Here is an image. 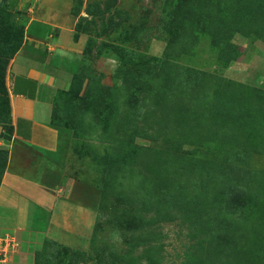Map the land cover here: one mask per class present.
Masks as SVG:
<instances>
[{"label":"rangeland","instance_id":"1","mask_svg":"<svg viewBox=\"0 0 264 264\" xmlns=\"http://www.w3.org/2000/svg\"><path fill=\"white\" fill-rule=\"evenodd\" d=\"M181 1L0 0V187L5 174L4 153L9 154L8 143L14 135L9 86L12 62L26 41L42 44V40L50 41L51 34H55L50 50L54 54L52 66L67 71L69 84L63 90L57 89L53 97L51 124L59 132L61 144L58 153L44 152L51 162L46 184L63 182L73 193L65 204V216L58 210H49L52 207L48 205L38 207L31 228L38 232L37 239L21 240L16 233L0 231V264H149L143 257L146 249L143 246L126 259L130 245L143 241L148 233L157 234L151 245L162 247L158 256L161 264H240L243 246L246 251L260 255V259L254 260L256 264H264V152L233 150L220 143L227 140L221 137L223 132L225 136L247 135L253 141L264 135V113L253 104L254 96L264 93V34H252L264 33V18L259 15L264 13V5L240 0L249 6L246 11L254 17L253 25L237 15L240 8L229 10L223 18L222 30H233L242 24L245 31H257L248 36L229 30L220 34L217 44L222 46L221 42H225L233 47L230 55L235 58L228 63L205 32V23L189 25L194 27L193 33L190 32L193 36L180 40L175 13ZM208 7L212 10L211 1ZM183 15L186 21L190 20L186 11ZM18 34L22 35L21 48L10 57V48ZM70 40L73 49L58 53L56 42L68 44ZM125 53L131 59L126 61V66L139 69L145 81L157 76L163 66L171 78L168 80L172 89L186 70L216 75L236 84L237 90L246 86L249 96L245 113L249 120L241 127V122L232 124L223 116L226 121L220 123L219 115L214 114L216 106L209 111L213 115H208V123L201 116L189 124L181 95L174 91L171 94L175 96L167 100L160 86L153 103L167 110L168 115L161 123L165 137L154 138L152 131L137 134L133 130L130 135L114 131L124 121L113 127V117L106 113L108 107L103 106L94 132L93 117L89 114L92 103L88 99L89 90L94 88L92 81L98 82L95 90L99 88L103 92L107 87L116 91L122 81L116 80L115 74ZM137 93L138 101L142 100L143 94ZM211 104L210 101L209 108ZM138 106L139 114H145L141 101ZM261 108L264 110V105ZM176 125L187 128L186 134L192 135L195 143H184L186 139L179 138ZM119 136L122 141L115 142ZM185 159L219 166L224 176L245 185L244 190L248 189L245 196L257 199L253 206L257 209L255 215L251 211V215L247 212L238 218L235 205L243 202L242 195L237 202L238 197L233 198L229 187L223 186L225 195L232 197L218 198L222 190L220 185L216 186L218 171L208 177L214 186L206 187L199 176L202 173L188 166V177L179 181L187 195L183 210H175L168 204L169 214L148 207L140 210L129 204L119 189L126 163H129L127 176L132 175L139 191H145L142 185L148 180L157 185L164 177L158 167L159 160H166L172 171L173 162L185 164ZM177 176L178 173L169 174V177ZM80 184L87 187L86 197L79 190ZM143 223L145 228L141 230Z\"/></svg>","mask_w":264,"mask_h":264},{"label":"trees","instance_id":"2","mask_svg":"<svg viewBox=\"0 0 264 264\" xmlns=\"http://www.w3.org/2000/svg\"><path fill=\"white\" fill-rule=\"evenodd\" d=\"M181 1V0H180ZM212 2V10L209 9V2ZM253 0H246V3L249 4ZM259 2L260 4L264 5V0H254ZM233 2V3H232ZM244 4L240 0H185V2L181 1L180 7L175 13V17L177 18L178 22L175 23L181 30L180 32V40L188 38L191 35V30L193 33V26L192 23H205V32L210 35L211 39L215 42V44L219 43L220 34H227L228 30L236 33L243 32L246 36L250 35L251 32L257 31H245L242 29V24L240 27L236 28H228L227 30L221 29V24L223 18H226L229 10H235L240 8V11H237V15L248 20L249 24H254V17L247 13V9L249 6ZM185 9V10H184ZM242 9V10H241ZM185 11L188 14V17H191L190 20L187 19L183 15ZM181 14L184 16L183 19L180 18ZM259 13H255L258 15ZM264 18V13L261 15ZM259 32V31H258ZM263 35L264 33H252ZM184 41V40H183ZM222 46L219 44L218 47L224 53L225 59L227 62L230 63L234 60V56H231L230 51H233V47L231 45L226 44L225 42H221ZM22 45V35L18 34L13 41V45L10 48V57L14 56L21 48ZM235 52V51H234ZM236 53V52H235ZM131 60L129 55L125 53L124 59L121 62L116 74L115 79L122 81V85L115 91L110 88H104L103 92L101 89L97 88L95 90V85L99 87L98 82L93 80L92 84L94 88L88 94L89 102L92 103V111L89 113L92 115V130L94 132L97 131V123H99L100 115L103 113L102 108L108 107L105 111L106 113L113 117L112 126L114 127L120 121H124L120 123V126L114 128V131L123 132L124 135L131 134L133 130H137L140 134L141 131L153 132L154 138H162L165 137L163 133V129L161 127V123L168 115L167 110L165 107L161 106L160 104H154L153 102L156 101V93L161 86V94L163 98L174 97V91H177L179 95H181L182 105L185 104V111L188 113V121L187 123L191 124L192 121L198 120L202 117H205V123H208L209 118L208 115H213L210 110L217 106V109L214 110V114L217 113L219 115V122L223 123L224 120L223 116L227 118V120L232 121V124L235 121L241 122V127H244V124L249 120L247 118V114L245 113V109L248 108L247 104V97L249 96L248 88L246 86H242L236 89V84L232 83L231 81H226L221 77L210 73H200V72H191V71H184V75L179 76L176 79L178 83L175 85V89H172L169 84L171 79L168 75V72L165 73L163 71V66L160 68V73L153 77L150 81H145L142 79V74L139 69L129 68L126 66V61ZM158 63V61H156ZM166 63H163L164 65ZM166 77V82H165ZM166 84L162 85V84ZM174 86V85H173ZM169 90H173L170 91ZM143 94V99H139L143 106H145V114L140 115L138 109L139 101L136 98L138 93ZM96 101V103H95ZM211 101V107L209 108V103ZM102 104V105H100ZM253 104H256L257 107L264 113V110L261 108L264 105V93L259 92V95L254 96ZM113 106V107H111ZM247 106V107H246ZM259 115L262 116L259 112ZM194 117H196L194 119ZM263 118V117H260ZM141 119L142 122L139 121ZM152 121L150 124L147 122ZM237 122V123H239ZM211 125H215V122H211ZM188 124H186V127ZM219 128H224V125H219ZM158 127V129H157ZM160 127V128H159ZM203 127V126H201ZM178 129L179 138H184V143L193 144L195 143L193 140L192 135H187V128L183 129L182 126L176 125ZM105 129V126H104ZM205 129V128H203ZM114 134V132H112ZM142 134V133H141ZM221 137L223 139H227L224 142H220L222 144L228 145V147L232 148L233 150H245L249 153L255 152H264V135H259L257 140H251L247 135L242 137L241 135H232V136H225L223 132ZM227 137V138H225ZM202 139V137H199ZM122 138L119 136L118 140L115 142H121ZM205 141H208V138H204ZM215 142H218L215 140ZM143 150V149H142ZM140 150V152L142 151ZM139 152V151H138ZM157 154H162L159 151L155 150ZM6 157V164L4 166V170H6L7 161H8V153L5 151L4 153ZM186 158V157H184ZM174 159V157H173ZM183 159V158H182ZM177 160H181V157H177ZM186 160V159H185ZM176 161V160H175ZM169 162V161H168ZM166 160H159L158 167L161 169V172L164 174L162 181L157 185L151 184V180H148L146 185H142L145 191L142 194L139 191L138 183L132 182L133 176H127V166L129 163H126V170L124 174L121 176L123 177L122 182H120V191L124 193L125 198L129 204H132L135 207L141 208L143 210L144 207L148 208H155L159 213L169 214L168 213V204H171L175 210L182 209V204H184V199L187 197L186 191H184L183 186H180V178L188 177L186 169L188 166L191 168L192 171L202 173L199 175L201 178V182L206 183L207 186H214L215 183H212L208 180V177L211 178L212 172L217 174V171L220 173L219 177H215L216 186L220 185L222 190L221 193L218 195L219 199H226L229 197L235 198V196H241L243 199L240 205H235V214L238 215V218H243L247 215V212L251 215V211L256 213L257 209H254L253 206H256L257 199H253L250 195H246L248 189L244 190L245 185L240 183H234L230 178L224 176L223 172L221 173V169L219 166L214 164L212 165H205L201 164L198 160H186L185 164H174V169L169 171ZM176 163V162H175ZM154 170V168H153ZM178 173L177 177H169V174ZM191 175V173L189 172ZM205 175V178L203 176ZM135 176V175H134ZM185 177V178H186ZM214 179V178H212ZM180 181V182H179ZM213 184V185H212ZM141 186V187H142ZM223 186L226 188L229 187L232 190V196L225 195V191ZM151 190V192L149 191ZM154 190V192H152ZM149 191V192H148ZM242 193V194H240ZM156 199V200H155ZM238 202L239 197L235 198ZM190 200V199H189ZM156 203V204H155ZM183 210V209H182ZM186 214V213H185ZM139 228L143 230L145 228V224L143 223ZM157 234L148 233L147 236L144 238L143 241H139L137 244L130 245L129 252L126 254L127 258L129 259L132 254L136 251L137 247H145V252L143 257L147 259L149 264H161V260L159 259V254L162 247H153L151 242L156 239ZM204 244V242H202ZM245 246L240 249V264H256V259H260V255L254 252L246 251ZM125 255V256H126ZM124 256V259H125ZM255 260V261H254ZM239 264V263H238Z\"/></svg>","mask_w":264,"mask_h":264},{"label":"crops","instance_id":"3","mask_svg":"<svg viewBox=\"0 0 264 264\" xmlns=\"http://www.w3.org/2000/svg\"><path fill=\"white\" fill-rule=\"evenodd\" d=\"M51 35V40H42V44L26 41L10 70L14 135L8 143V161L0 187V231L16 233L21 240L39 237L38 232L31 231L38 207L48 205L52 207L49 210H58L65 216V204L73 194L63 182L46 184L51 162L44 152L58 153L61 144L59 132L51 124L53 97L57 89L63 90L69 84L67 71L52 66L55 34ZM56 43L58 53L73 49L72 40L68 44ZM79 190L87 196L86 186L80 184Z\"/></svg>","mask_w":264,"mask_h":264}]
</instances>
